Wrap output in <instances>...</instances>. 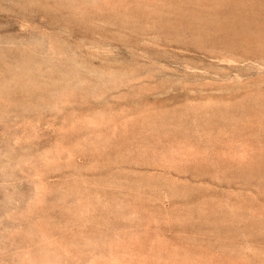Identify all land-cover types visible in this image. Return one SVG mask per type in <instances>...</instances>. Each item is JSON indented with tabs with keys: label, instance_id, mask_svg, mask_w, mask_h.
Instances as JSON below:
<instances>
[{
	"label": "rangeland",
	"instance_id": "rangeland-1",
	"mask_svg": "<svg viewBox=\"0 0 264 264\" xmlns=\"http://www.w3.org/2000/svg\"><path fill=\"white\" fill-rule=\"evenodd\" d=\"M53 1L0 0V35L137 75L24 120L0 96V264H264V0L76 1L120 39Z\"/></svg>",
	"mask_w": 264,
	"mask_h": 264
},
{
	"label": "bare ground",
	"instance_id": "bare-ground-1",
	"mask_svg": "<svg viewBox=\"0 0 264 264\" xmlns=\"http://www.w3.org/2000/svg\"><path fill=\"white\" fill-rule=\"evenodd\" d=\"M76 1L54 0L53 3L55 2V4L53 5L63 8L67 13L61 16L47 15L46 17L52 23L83 26L92 32H104L107 38H122V35L119 36L116 31L110 29L109 24H127L123 21L124 18L116 15L122 20L116 17L117 20H112L94 12L91 14V18L111 22L104 24V21L102 23L97 21L95 23L91 20L88 21V17L85 20L82 13L76 14L75 8L81 7L79 5L82 4L76 3ZM80 1L82 2V0ZM140 31L144 34L145 29L141 28ZM143 37L137 38L136 41H142ZM10 42L16 44L10 47L3 45ZM82 52L84 51H82L80 42L72 43L60 32L48 34L31 32L30 35L21 40L0 35V96L3 97L6 109L15 112L11 119L20 116L24 120L34 113H51L56 108V100H59L63 94L64 96L80 94L81 97L78 101L82 102V90L89 95L100 90L101 95L98 98V103H105L110 96L113 97L117 93L116 89L123 83L129 86L130 81L135 79V75H137L136 67H112L104 61L98 66H92L88 61V57L91 55ZM67 118V116H63V119Z\"/></svg>",
	"mask_w": 264,
	"mask_h": 264
}]
</instances>
